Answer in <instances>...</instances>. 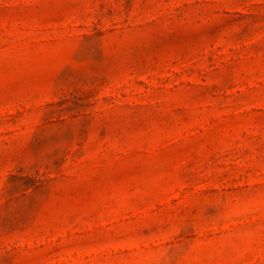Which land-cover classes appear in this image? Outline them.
<instances>
[{"label": "rangeland", "instance_id": "1", "mask_svg": "<svg viewBox=\"0 0 264 264\" xmlns=\"http://www.w3.org/2000/svg\"><path fill=\"white\" fill-rule=\"evenodd\" d=\"M0 264H264V0H0Z\"/></svg>", "mask_w": 264, "mask_h": 264}]
</instances>
